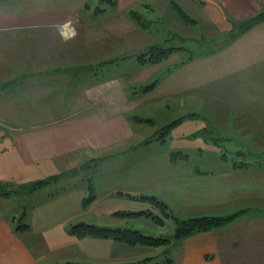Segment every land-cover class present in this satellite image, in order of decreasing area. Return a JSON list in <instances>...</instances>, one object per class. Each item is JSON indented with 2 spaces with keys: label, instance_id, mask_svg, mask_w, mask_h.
<instances>
[{
  "label": "crops",
  "instance_id": "crops-1",
  "mask_svg": "<svg viewBox=\"0 0 264 264\" xmlns=\"http://www.w3.org/2000/svg\"><path fill=\"white\" fill-rule=\"evenodd\" d=\"M19 1L0 0V264L137 263L127 261L137 247L110 239H80L71 235L70 227L84 222L120 230L129 222L112 214L132 210L120 202L140 201L135 198L139 196L156 197L169 211L191 214L186 219L237 215L222 227L193 234L172 246L168 264H264V207L250 203L256 192L250 191L253 185L248 182L262 179L264 168L240 170L223 165L218 171L198 168L199 173L189 162H173L164 145L157 142L126 149L135 137L132 118L138 115L133 112L144 100L141 93L125 90L131 71L119 73L121 70L112 67L105 72L103 67V63L117 66L118 61L125 65L126 59L136 56L129 53L124 33L122 43L115 41L114 27L108 26L114 13L107 25L87 23L82 27L78 15L85 13L88 0H70L64 6L55 3L59 0H43V8L26 6L23 11L18 9ZM212 1L239 17L264 9V0ZM117 2L114 12H122L132 21L127 10L136 0ZM106 15L107 11L98 16ZM66 21L78 33L67 42L59 34ZM101 31L108 42L91 40ZM252 31L233 45L247 43ZM260 44L264 49V41ZM173 91L179 92L177 82L160 97L171 96ZM184 93L196 98L191 88ZM217 97L228 100L217 118L220 131L226 135L234 132L237 139H242L238 132L255 123L264 131V100ZM116 143L128 144L102 155L96 152L90 159L81 153L83 147L90 152V148H111ZM143 146L160 148L155 154L141 155ZM85 164L93 165L94 172L86 186L80 187L77 178ZM57 176L63 177L34 192L24 189ZM64 178L75 182L47 190ZM90 182L97 198L84 208ZM21 193L31 201L22 217ZM88 215L91 219H86ZM24 225L29 228L19 229ZM150 254L160 263L165 260L159 249H151Z\"/></svg>",
  "mask_w": 264,
  "mask_h": 264
},
{
  "label": "rangeland",
  "instance_id": "rangeland-1",
  "mask_svg": "<svg viewBox=\"0 0 264 264\" xmlns=\"http://www.w3.org/2000/svg\"><path fill=\"white\" fill-rule=\"evenodd\" d=\"M66 1L70 0H59V3L58 1L55 3L64 6ZM88 1H90V9H84L85 13L78 15L79 19L83 21L81 26L85 27L87 23H92V25L98 24L99 26L107 25L108 22L110 23L109 18L112 17L111 14L114 13L112 17L113 22L108 26L109 28L114 27L115 41L120 39L118 42L122 43L123 39L121 38L123 33L125 34L126 37H124L128 39L131 48L129 53L142 54L148 46L156 43H166V47L181 46L185 50H177L156 64L147 63L146 65H142L139 61L133 59V57L126 59L125 65H122V61H118L119 65L117 66H107L103 63L105 72L111 70L112 67L117 68L118 72L121 70L119 73L124 72V70L125 72L131 71L132 76L124 83L127 92V83H129V86H136V89H140L141 85H151L155 81L158 82L145 95L141 93L144 100L143 105L133 112V115H138L144 119L153 118L156 123L142 124L134 121L132 124L135 129V137L127 147L128 143L124 145L116 143L111 148L104 149L100 147L98 150L90 148V152H88L89 149L87 147H83L81 153L84 155V158L90 159V157L96 154H104L108 150L114 151L122 147L130 149L134 145L143 143L161 126L169 124L189 113H195V117L190 119L185 118L171 132L167 138V142L164 144L168 153L184 152L189 155V164L196 166L201 171H218L223 165L230 166V163L222 161V152L227 154L230 162L233 160L241 162L244 160V157L235 152L243 149L247 153V161L254 162L259 168H264V131L261 130L260 125L255 123L253 128L249 126L246 128L247 130L238 132L242 140L232 136L234 132L231 135H226L225 132L220 131L218 129L220 125H218L217 121L219 113H221L222 108L224 109L223 106L228 104L226 98L223 101L227 104L217 97L221 94L232 99L236 98L238 101H243V99L244 101L251 102L264 100V66H261L264 60V49H262L260 44L264 41V23L253 28L255 31H252V34L246 38L247 43L239 45L240 41L236 45H233L244 34L231 43L229 42L226 46H223L229 39H232L234 31H231V28L234 24L236 27H239L240 25L238 24L240 22H247L244 20L245 18L252 17L258 12L245 17L234 16L231 12H225L221 6L219 7L212 0H136V3L130 6L127 11L134 10L135 12H139L138 14L141 15V18L144 19L143 22L147 26L145 33L141 32V29L133 20H128L122 12L119 14L114 12V9L107 3L101 2V0ZM19 2L21 3L18 6L20 11H23V7L26 8V6L31 9L43 8V0H22ZM24 2H26V5L23 4ZM172 2L179 4L188 13L189 17L196 20L197 23L184 24L172 9ZM154 3L157 5V8ZM98 7L106 8L108 15H96L95 12ZM98 32H100V29ZM91 40H97L100 43L108 42L106 34L102 31L97 35L91 36ZM189 53L193 54L196 58L185 64H180L181 58H187ZM175 77H178V79L176 80ZM175 82H177V90L179 92L175 94L176 92L173 91L171 96L160 97V94L169 93L170 87L174 86ZM188 88L192 89L196 94V98H189L191 96H187L184 93ZM195 89L198 90V93ZM206 97L208 99L204 101ZM203 101L204 103H202ZM215 130L217 133L212 134ZM219 133H221V137H229L233 140H221L220 144L224 145V147L219 148L213 145V140H210L211 136H214V139L220 138ZM249 144L253 146H249ZM156 146H143L140 148L139 154L149 155L152 152L155 154L158 152L156 148H160ZM179 163L184 164V162ZM88 165L83 167L81 176L77 178V185L80 187L86 186L87 178L94 172L93 165ZM83 178L85 179L83 180ZM260 178L262 179L259 180L258 178L255 180L251 178L248 181L252 182L253 185L250 187V191L256 192L253 194V200L250 203L264 207V201L260 200L264 199V192H262L264 191V176ZM74 182L75 180L64 178L60 183L47 188V190ZM257 182L258 184H255ZM27 198H29L27 194H19L21 217L24 216V209L28 206V203L29 205L31 203ZM115 202L119 204V202ZM120 203L132 209L123 211L139 212L150 210L159 214L158 211L152 210V206L145 201H134L131 203L121 201ZM170 213L181 219L191 217V214H179L173 208ZM246 213L242 214L245 216L247 215ZM86 219H91V216H86ZM127 227L140 230L148 236L159 234L171 236L175 231V222L173 219H166L165 227L160 228L151 220L142 218L129 222ZM159 250L160 253L164 252V248H159ZM150 251L149 247L137 246L135 250L131 251L132 256L127 261H142L152 256ZM138 254L141 256L137 257Z\"/></svg>",
  "mask_w": 264,
  "mask_h": 264
},
{
  "label": "trees",
  "instance_id": "trees-1",
  "mask_svg": "<svg viewBox=\"0 0 264 264\" xmlns=\"http://www.w3.org/2000/svg\"><path fill=\"white\" fill-rule=\"evenodd\" d=\"M101 2L107 3L111 8L116 9L118 6L117 0H101ZM90 1H88L84 9H90L89 5ZM171 7L176 13V15L179 17V19L184 24H193L197 23L196 20L189 17L188 13L177 3L172 2ZM106 8L98 7L96 9V14L99 15L101 13L106 12ZM139 12H135L134 10H131L129 12V15L131 19L134 21V23L140 28V29H146V24L143 22V18H141V15L138 14ZM245 22H240L239 27H236L235 24L231 28V31L233 30L234 33L232 34V39H229L223 46H226L229 42L236 40L238 37L246 34L248 31L253 29L255 26L264 23V10H260L256 15L245 18ZM185 50V48L179 46V47H166V43H156L154 45L148 46L145 51L142 54H137L135 56V59L139 61L140 64L146 65L147 63L150 64H156L160 61H162L164 58H167L169 55L176 51ZM196 57L193 54L189 53V56L187 58L182 59L180 61V64H185L190 60L195 59ZM117 62V60L115 61ZM178 65V64H177ZM158 82L155 81L151 85L142 86L140 89H136V86H132L127 84L126 89L128 92L131 93H147L151 89H153ZM133 90V91H132ZM195 113H189L185 115L184 117L178 118L175 121H172L169 124L161 126L151 137H149L147 140L143 142V145H149L151 143H160L165 144L167 142V138L171 134V132L184 121L186 118H193L195 117ZM133 121H137L139 123H149V124H155L153 119H144L138 116H133ZM213 133H217L215 130ZM219 137L214 139V136L210 137V140H213V145L217 147H224V145H221L222 141H229L231 138L229 137H221V133H219ZM233 140V139H231ZM237 154L242 155L244 157V160L239 162L236 160L229 161L227 154L225 152H222L221 159L224 163H230V166L233 169H240V170H247L250 169L252 166H256L253 163L247 161V153L242 149L235 152ZM171 159L173 162H189V155L184 152H173L170 153ZM179 156V157H178ZM198 171V168H196ZM199 173H202L200 170ZM204 173V172H203ZM63 176H57V177H51L49 179L39 180L32 184H29L27 187H25V191L27 193L34 192L38 190L39 188H42L46 185H49L53 183L54 181L59 180ZM97 198V195L95 193V187L92 182L89 184L88 188V195L84 197L83 199V206L84 208H87L88 205H90L92 202H94ZM140 201H145L149 203L152 208L159 212V214H156L155 212H152L150 210L147 211H139V212H133V211H116L112 214L113 217L126 221L131 222L133 220L146 218L151 220L155 225H157L160 228L165 227V220L166 219H173L175 222V231L171 236H163L161 234L156 236H148L144 234L140 230L133 229L131 227H125L121 228L120 230L117 229H111L107 227H100L96 225L87 224L84 222L71 225L70 227V233L71 235L83 239L86 237L96 238V239H110L117 243L126 245L128 247H137V246H143V247H149L151 249H159L164 248L163 255L165 256V260L163 263H160L158 259L156 258H145L142 261H138L134 264H168L171 260L168 257L171 252V247L175 244L181 242L183 239L196 234L200 232H206L213 230L215 228L222 227L229 222L233 221L235 217H237L236 214L231 216H198L193 217L189 219H180L172 215L168 209V206L165 202L162 200L157 199L156 197L151 196H139L135 197ZM29 227L19 226V229H28ZM66 264H78V263H66Z\"/></svg>",
  "mask_w": 264,
  "mask_h": 264
},
{
  "label": "clouds",
  "instance_id": "clouds-1",
  "mask_svg": "<svg viewBox=\"0 0 264 264\" xmlns=\"http://www.w3.org/2000/svg\"><path fill=\"white\" fill-rule=\"evenodd\" d=\"M67 29V31H65ZM59 34L61 38L67 42L69 39H74L78 35L74 26H71L70 21H66L63 25L60 26Z\"/></svg>",
  "mask_w": 264,
  "mask_h": 264
}]
</instances>
